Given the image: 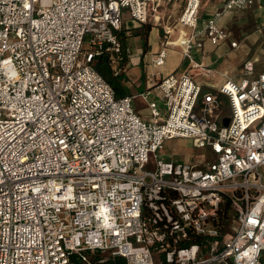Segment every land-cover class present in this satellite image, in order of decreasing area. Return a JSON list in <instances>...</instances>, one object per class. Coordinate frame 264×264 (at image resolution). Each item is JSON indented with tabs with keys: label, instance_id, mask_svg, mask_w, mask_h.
Segmentation results:
<instances>
[{
	"label": "built area",
	"instance_id": "obj_1",
	"mask_svg": "<svg viewBox=\"0 0 264 264\" xmlns=\"http://www.w3.org/2000/svg\"><path fill=\"white\" fill-rule=\"evenodd\" d=\"M254 1L202 18L200 0H186L178 23L192 30L170 41L166 28L153 64L170 45L192 60L202 37L218 44L219 16ZM148 2L0 0V264H96L90 254L105 252L126 264H264V72L251 77L248 59L241 80L209 91L188 73L161 76L164 110L142 92L144 118L94 62L105 55L122 74L123 10L147 23ZM175 137L210 158L157 155Z\"/></svg>",
	"mask_w": 264,
	"mask_h": 264
},
{
	"label": "crops",
	"instance_id": "obj_2",
	"mask_svg": "<svg viewBox=\"0 0 264 264\" xmlns=\"http://www.w3.org/2000/svg\"><path fill=\"white\" fill-rule=\"evenodd\" d=\"M167 1L169 0H160L159 5L155 7V10L153 7L156 5V1L149 0L148 2L150 17L147 23L152 25V29L147 37V44L145 43V36L142 40V34H140L141 28L147 23H141L131 18L129 10L127 9L123 10V12L129 14L130 22L125 24L122 21L121 28V30H127L126 34L129 35L127 40L131 52L129 60L123 68L121 75L125 76V74H131L135 77L133 82L131 78L129 81H124L130 91V95H133L135 98L140 96L142 92L149 91L151 95L150 99L157 100L163 110L164 104L162 102V94L156 86L161 76L168 74L172 75V73H188L198 84H200L204 91L215 90L221 86L228 77L235 80H241L244 77V74L240 76L241 74L238 73L239 70L234 72L232 71V67L229 69L230 66H232L231 64L238 66L239 62H237V58L239 59L243 53L242 49L239 47L241 40H245V42L251 40L255 43L261 38L264 39V0H255L253 4L245 9L226 10L221 16H219L217 22L225 29V26L230 24L233 27V30L230 32L226 29L228 36L218 44H212L208 38L202 37L203 47H194L192 49V60L185 58L182 50L183 47L180 45L168 46V54L164 65L167 64L168 57L171 58L170 61L172 64H170L164 73L157 75L159 68L153 64V58L163 47V42L166 40L167 36L166 28L171 30L170 34H168L170 41H177L181 36H184L185 31L190 32L192 30L191 28L184 27L177 22L179 16L177 17L175 24L170 21L172 18L171 15L169 17L170 20L166 21V16H169V13L164 12L165 9H163L162 3ZM225 2L226 0H200V16L202 18L213 17L216 12L222 10ZM170 3L172 2H167V5ZM251 18H256L260 25L258 29L253 32L248 30ZM135 29H137L136 31L140 30V33L133 34ZM136 42H139V46L134 50L132 48V43L135 44ZM244 48L246 49V47ZM261 55L263 54L259 52L253 56L252 60L255 63V70L251 75L253 78L259 73L264 72V68L261 69L257 65V63L264 61V58H262ZM136 66H138V69H135ZM150 69L151 72H149ZM131 86L134 88L136 86L135 90L132 91ZM140 86H144L145 89L138 90V87ZM143 100L146 101L144 98ZM135 109L144 118L152 119V114L149 116L143 115L139 109L137 110L136 107Z\"/></svg>",
	"mask_w": 264,
	"mask_h": 264
},
{
	"label": "rangeland",
	"instance_id": "obj_3",
	"mask_svg": "<svg viewBox=\"0 0 264 264\" xmlns=\"http://www.w3.org/2000/svg\"><path fill=\"white\" fill-rule=\"evenodd\" d=\"M185 1L186 0H170V1H167V2H172L169 5H167V2L162 3L163 9H165L164 12L169 13V16H166V21L170 20L169 17L171 15L172 18L170 21H171V23L175 24L177 17L180 15V13H181L184 5H185ZM123 18H124L123 22L125 24H128L130 22V19H129L130 16L127 12L124 13ZM259 26L260 25L257 22V19L251 18L248 30L250 32L256 31ZM225 27L230 32L233 30V27L230 24H228ZM136 30L137 29H135L133 31V34L140 33V30L139 31H136ZM143 31H144V27L141 28V32H143ZM141 38H142V40L144 39L143 34L141 35ZM132 46H133L132 48L134 50H135V48L137 49V47L139 46V42H136L135 44L132 43ZM239 47H240V49H242L243 53L239 57V59L237 58V60H238L237 62H239L238 66L231 64L232 66H230L229 69H231V67H232L233 68L232 71H234V72L239 70L238 73H240L241 74L240 76H242L243 75V66H244V62L246 60L253 59V56L259 52L264 55V39L261 38L260 40L256 41L255 43H253V41H251V40H247L246 42H245V40H241ZM244 47H246V49ZM134 53H135V51H134ZM263 55H261L262 58H264ZM170 60H171V58L168 57L167 58V64L159 68L160 73H164V71L170 66V64H172ZM257 65L259 66V68L263 69L264 68V61L257 63ZM135 69H138V66H136ZM149 72H151V69L149 70ZM130 78L133 82L135 77L131 74L130 75L125 74V76H123L122 79L126 82V81H129ZM135 88H136V86H135ZM135 88L133 86H131L132 91L135 90ZM143 89H145L144 86L138 87V90H143ZM134 104H135V107L137 108V110L139 109L143 115H147V116L151 115V111H150V107H149L148 102L144 101L141 96H137L134 98ZM157 155L164 157V158L172 157L173 159H176L179 161H186V162H197L200 159L202 160V158L203 159H209L211 156L210 150L208 148H203L201 146L195 145L193 142V139L187 138V137H175V138L166 139L164 142V146L158 150ZM151 161L152 162H149L146 165V168H148V169H154L155 168V158H153ZM95 256H98L100 259H104V261H105L109 257V253L105 252V253H92V254H90V257L93 261H95V259H94ZM101 262H103V261H101Z\"/></svg>",
	"mask_w": 264,
	"mask_h": 264
},
{
	"label": "trees",
	"instance_id": "obj_4",
	"mask_svg": "<svg viewBox=\"0 0 264 264\" xmlns=\"http://www.w3.org/2000/svg\"><path fill=\"white\" fill-rule=\"evenodd\" d=\"M144 26V31L141 32L140 34H143L145 36L146 39V44H147V37L152 29V25L147 23ZM126 29L120 30L118 31V35L122 41L123 44V48L124 50H126L127 48H129L128 45V37L129 35L126 34ZM129 60V56H127V54H124V59L122 60L123 62H121L122 67L124 68L125 65L127 64ZM94 65L96 66L97 70L104 76L106 77V79L111 83V85L114 87V89L116 90V93L118 94V96H126V95H130V91L128 89V87L126 86L123 78V75H118L115 76L111 63L108 59L107 56L105 55H101L99 56L95 62ZM75 259V264H84L81 260H79V258H76L75 256L72 257ZM95 261L96 264H126L125 258L118 256V257H110L109 259L100 262V258L98 256H95Z\"/></svg>",
	"mask_w": 264,
	"mask_h": 264
},
{
	"label": "water",
	"instance_id": "obj_5",
	"mask_svg": "<svg viewBox=\"0 0 264 264\" xmlns=\"http://www.w3.org/2000/svg\"><path fill=\"white\" fill-rule=\"evenodd\" d=\"M228 123H229V119L226 118V119L224 120V124H225V125H228Z\"/></svg>",
	"mask_w": 264,
	"mask_h": 264
}]
</instances>
